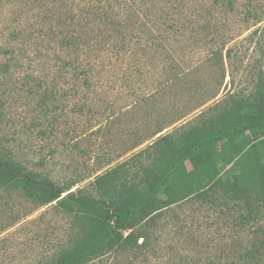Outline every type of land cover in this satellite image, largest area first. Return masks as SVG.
<instances>
[{
  "label": "rangeland",
  "instance_id": "374dc122",
  "mask_svg": "<svg viewBox=\"0 0 264 264\" xmlns=\"http://www.w3.org/2000/svg\"><path fill=\"white\" fill-rule=\"evenodd\" d=\"M104 8L111 17L100 15ZM14 30L20 61L13 78L0 77V144L57 184L84 177L74 191L149 146L157 127L169 133L231 94L253 91L264 70V0H0V45ZM71 32L80 50L72 56L76 70L65 68L70 76L86 68L90 86L83 74L53 84L71 59L58 40ZM27 76L45 81L35 94L46 89L48 113L21 86ZM54 206L0 191V264H36L66 243L70 221ZM232 206L186 205L177 212L185 228L175 239L179 218L162 217L161 245L174 249L148 253L143 264H264V205L245 222Z\"/></svg>",
  "mask_w": 264,
  "mask_h": 264
},
{
  "label": "trees",
  "instance_id": "16d2710c",
  "mask_svg": "<svg viewBox=\"0 0 264 264\" xmlns=\"http://www.w3.org/2000/svg\"><path fill=\"white\" fill-rule=\"evenodd\" d=\"M102 11L101 16H112L107 8ZM76 17L71 12L68 18ZM83 21L86 20L81 21L85 27ZM19 34L11 31L8 43L0 45V77L13 78L11 72L20 59L12 44L18 41ZM58 42L59 51L71 57L63 61V68L75 69L72 56L80 50L81 41L71 32L63 34ZM121 47L126 46L123 43ZM99 48L103 46L100 44ZM92 64L87 60L89 72H94ZM67 70L54 76L53 84L62 79L74 82L83 74V83L90 86L86 68L72 71L76 75L71 76ZM257 79L253 91L231 94L227 100L203 111L194 122L169 133H160L162 129L157 127L151 134L159 136L149 146L97 174L88 187H79L77 191L72 189L84 177L57 184L49 174L20 161L12 149L0 144V191L20 192L37 207L53 204L70 221L67 239L62 241L66 243L36 264H93L111 257L120 262L125 259L122 264H139L140 259V264L147 263L148 253L174 249L172 243L161 245L163 238L157 234L158 229L162 233L167 223L159 227L160 219L179 218L177 212L188 204L226 207L231 201L233 209L240 210V222L251 219L264 205V70ZM21 81V86L35 95L41 112L48 113L51 98L46 89L40 96L35 94L45 86V81H34L28 76ZM5 104L0 99L1 112ZM0 114L1 118L3 112ZM45 134L41 130L42 138ZM137 146L135 143L134 148ZM45 162L46 158L39 160L40 165ZM180 218L174 239L182 236L185 228ZM256 251L260 253L258 248ZM249 254L254 256L253 251ZM263 257L264 251L258 260Z\"/></svg>",
  "mask_w": 264,
  "mask_h": 264
}]
</instances>
